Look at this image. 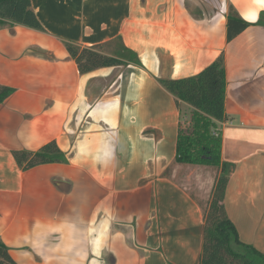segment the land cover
<instances>
[{
    "label": "crops",
    "instance_id": "1",
    "mask_svg": "<svg viewBox=\"0 0 264 264\" xmlns=\"http://www.w3.org/2000/svg\"><path fill=\"white\" fill-rule=\"evenodd\" d=\"M30 6L42 30L0 31V85L15 89L0 105V241L10 258L199 264L202 211L217 175L174 162L178 127L191 108L177 107L160 81L195 76L220 57L229 118L220 124L221 161L232 165L224 209L240 241L264 253V26L225 37L230 8L255 24L264 0ZM68 44L125 64L79 75ZM51 141L64 164L17 169L12 150ZM196 170L211 175L206 194L191 187Z\"/></svg>",
    "mask_w": 264,
    "mask_h": 264
},
{
    "label": "trees",
    "instance_id": "2",
    "mask_svg": "<svg viewBox=\"0 0 264 264\" xmlns=\"http://www.w3.org/2000/svg\"><path fill=\"white\" fill-rule=\"evenodd\" d=\"M258 18L255 24L248 23L230 8L226 16L227 42L234 40L250 26H264V13L261 12ZM15 25L42 30L31 9L30 0H0V31ZM66 47L70 58L77 65L79 75L98 68L125 64L119 58L103 55L95 49L77 48L70 44ZM131 60L137 61L133 56ZM160 84L167 93L175 97L177 107L183 103L191 108L188 124L184 123L183 117L178 127L174 162L185 166L212 167L218 171L209 201L202 211L204 226L199 264H264V253L240 241L237 230L224 209V194L232 165L221 161L220 124L229 119L224 109L226 73L223 57L195 76L180 80H162ZM14 90L12 87L0 85V105ZM11 155L17 169L23 172L37 166L66 162L54 141L46 143L37 151L12 150ZM0 264H16L2 241Z\"/></svg>",
    "mask_w": 264,
    "mask_h": 264
},
{
    "label": "rangeland",
    "instance_id": "3",
    "mask_svg": "<svg viewBox=\"0 0 264 264\" xmlns=\"http://www.w3.org/2000/svg\"><path fill=\"white\" fill-rule=\"evenodd\" d=\"M185 115H186V118H185ZM190 115H191V112L184 114V116H183L184 117L183 120H185V122L184 121L183 122L186 125L190 121ZM207 172H210V174L212 176L217 175L215 168H213V169L210 168L209 170H207ZM204 173L205 172H203V171L196 170L194 173L191 172L190 174H188V178H189V182L191 183V187L193 189H196V183H197L199 188L203 191V194H206L208 192L209 186L211 184V177H210L211 175H208V174L206 175ZM185 175L187 176V171H186Z\"/></svg>",
    "mask_w": 264,
    "mask_h": 264
}]
</instances>
